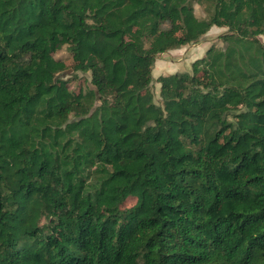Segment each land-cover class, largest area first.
I'll return each mask as SVG.
<instances>
[{
	"label": "trees",
	"instance_id": "1",
	"mask_svg": "<svg viewBox=\"0 0 264 264\" xmlns=\"http://www.w3.org/2000/svg\"><path fill=\"white\" fill-rule=\"evenodd\" d=\"M260 36L264 0H0V264H264Z\"/></svg>",
	"mask_w": 264,
	"mask_h": 264
},
{
	"label": "rangeland",
	"instance_id": "2",
	"mask_svg": "<svg viewBox=\"0 0 264 264\" xmlns=\"http://www.w3.org/2000/svg\"><path fill=\"white\" fill-rule=\"evenodd\" d=\"M195 14L199 18H205L206 14L198 4H195ZM227 33L226 28L213 27L205 36L201 38L198 43L191 44L180 49L169 51L165 54H161L157 57L154 69H153V90L155 92L156 100H159L160 84L157 79L160 76H166L175 72H191L192 63L204 57L206 51L213 45L223 47L220 36ZM259 39L264 43V36H260ZM56 58H62L65 60L68 70L58 75V78L64 80H70V87L78 92L84 89L86 86L93 88L90 84L89 75L77 73L75 75L72 70V61L70 54L66 48L56 54ZM75 76V77H74ZM134 200L129 201V204H133Z\"/></svg>",
	"mask_w": 264,
	"mask_h": 264
}]
</instances>
